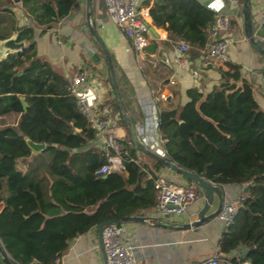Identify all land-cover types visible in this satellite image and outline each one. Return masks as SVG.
<instances>
[{
    "label": "trees",
    "instance_id": "16d2710c",
    "mask_svg": "<svg viewBox=\"0 0 264 264\" xmlns=\"http://www.w3.org/2000/svg\"><path fill=\"white\" fill-rule=\"evenodd\" d=\"M77 2L0 0V38L16 33V40L25 41L0 58V242L13 264H56L77 235L105 219L145 215L157 201L154 179L164 166L129 144L113 84L110 101L126 129L119 142L127 158L121 170L96 174L106 160V151L94 143L97 131L80 110L68 77L36 53V27L51 28ZM15 6L23 22L6 32L5 18ZM148 9L169 43L183 39L192 52L206 45L215 15L204 1L152 0ZM146 48L154 50V42ZM219 69L223 81L214 90L203 94L190 87L185 103L159 105L157 131L166 157L178 166L220 185L244 183L239 209L220 234L218 250L226 254L220 264H264V110L239 64L225 61ZM25 137L44 146L33 153ZM139 155L148 162L135 161Z\"/></svg>",
    "mask_w": 264,
    "mask_h": 264
},
{
    "label": "crops",
    "instance_id": "0c3cea01",
    "mask_svg": "<svg viewBox=\"0 0 264 264\" xmlns=\"http://www.w3.org/2000/svg\"><path fill=\"white\" fill-rule=\"evenodd\" d=\"M98 2L96 0V30L109 55L114 58V65H111L115 80L122 93L124 109L134 125H154V110L150 114L148 103H154L157 115L159 105L175 107L185 103L189 98L187 89L190 87L198 88L203 94L217 88L223 81L219 67L225 61L240 65L242 76L252 82L253 96L264 110V55L253 49L243 33L241 13L237 11L240 10L239 0L237 5H231L229 0H225L223 9L231 22L226 31L230 39L227 60L222 62L204 58L203 50L208 45V38L206 45L197 52L188 49L182 56L184 64L178 62V54L173 49L178 41L169 43L166 30L153 25L151 17L149 24L153 26L155 33L152 32L150 43L154 42L155 49L145 48L139 51L134 48L129 37L118 31L112 19L108 21L104 18ZM151 2L152 0H143L142 5L149 7ZM83 3L84 0H78L71 16L59 19L51 28L41 32V28L36 27V53L49 60L68 79L84 73L85 79L77 85L78 93L85 97L91 108H99L103 117L114 119L117 125L115 133L124 138L126 129L117 122V112L110 101L113 83L108 62L86 28ZM249 3L251 22L255 36L259 38L264 31V0H249ZM89 49L100 54L101 60L98 64L90 60L87 53ZM141 137L144 141V137ZM94 143L96 144V140ZM139 158L148 162L143 155H139ZM159 173L172 181L185 182L182 176L165 167ZM243 185L244 183L234 182L224 184L225 197L231 198L242 193ZM201 203L202 197L192 202L178 218L192 217ZM216 203L217 199L214 198L210 209ZM146 214L152 212L149 210ZM128 226L130 232L142 243L135 264H196L204 257L219 251L221 232L215 219L198 229L168 230L139 222H128ZM56 264H104L96 227L74 237L67 248L61 251ZM241 264L250 262L245 260Z\"/></svg>",
    "mask_w": 264,
    "mask_h": 264
},
{
    "label": "built area",
    "instance_id": "2783aa9c",
    "mask_svg": "<svg viewBox=\"0 0 264 264\" xmlns=\"http://www.w3.org/2000/svg\"><path fill=\"white\" fill-rule=\"evenodd\" d=\"M229 2L231 5H237V0H229ZM104 3L118 31L130 38L135 49L143 51L150 43L152 35L148 6L142 5L141 0H104ZM204 3L214 12L215 19L208 31L210 40L206 49L203 50V56L206 59L223 62L227 60V49L230 43L226 35L229 24L228 15L223 12L225 0H205ZM254 35H256L255 30ZM258 39L264 42V31ZM173 49L178 54V62L184 64L182 56L188 51L187 42L180 39ZM84 79L85 74L82 72L75 75L69 79V88L75 95L80 110L88 117L91 126L97 131L96 145L106 151V160L95 170V173L104 174L112 170H121L124 167L123 161L127 158V151L119 142L120 137L115 133L117 125L114 119L103 117L99 108H91L85 97L78 93L77 85ZM148 109L150 114H153L152 110H154V125H135L137 136L142 145L166 157L163 147L164 139L157 131L154 103H148ZM141 136L144 137V141L141 140ZM128 142L130 145L133 144L131 140ZM134 160L138 163L141 161L140 158ZM154 183L157 188V201L151 212L161 219L173 220L184 213L192 202L201 199V194L191 181H172L158 173ZM241 197V193L231 198L225 197L221 209L214 218L220 225V232L228 229L239 209ZM101 233L108 264L136 263L142 243L138 241L135 234L130 232L128 222L107 223L103 225ZM221 256L222 254L217 251L196 264H220Z\"/></svg>",
    "mask_w": 264,
    "mask_h": 264
},
{
    "label": "water",
    "instance_id": "95a60500",
    "mask_svg": "<svg viewBox=\"0 0 264 264\" xmlns=\"http://www.w3.org/2000/svg\"><path fill=\"white\" fill-rule=\"evenodd\" d=\"M18 1L19 0H14V2H18ZM239 3H240V13L242 17L243 33L246 39L249 41L250 45L253 47V49H255L256 51L264 55V42L260 41L254 35L253 23L251 22V16H250L249 0H239ZM78 4L76 3V5ZM95 8H96V0H84L83 9H84L85 25H86V28L90 36L98 44V46L101 49V52L104 54L105 59L108 62V67H109L110 75L112 77V83L114 86V92H115L118 104L122 111V118L128 127L130 140L132 141L134 147L138 151L156 159L165 168L169 169L170 171H173L176 174L182 176L183 178L190 180L196 186L197 190L199 191L202 197V203L200 207L195 211V213H193L192 217L190 216L182 217L181 216L173 220H166V219H161L153 214H145V215L132 214V215H124L120 217L109 218V219H105V220L98 222L95 226L96 231H97L98 244H99V248L101 251L102 258H103V262L104 264H108L106 262V253H105V249H104L103 242H102L101 232H102L103 225L110 223V222H139V223H144V224H147L153 227H160V228H164L168 230L198 229L215 218L216 214L219 212V210L221 209L224 203L225 190H224V185L211 182L207 178L203 176H199L191 170L184 169L178 166L174 161L169 160L167 157L160 155L156 151L140 143L139 137L137 136V133H136L135 125L129 113L124 109L122 98L119 93L118 85L115 80L114 69L111 65L109 52L106 46L104 45L103 40L101 39V37L99 36L96 30ZM68 16H71V13ZM150 28H151V31L155 33V30L152 25L150 26ZM24 45H25L24 40H20V41L16 40V33H11L10 35L6 37L0 38V58L5 57L8 52L21 49ZM87 53L89 55L90 60L93 63L98 64L100 62L101 57L97 51H93L89 49ZM19 98L22 103L23 109H26L27 102L25 101L24 97L20 96ZM180 125L181 127L185 129V131L188 134H190V131L185 121L181 120ZM74 132H75V129H74ZM25 140L33 153L38 152L44 146L43 142L33 141L29 137H25ZM214 198L217 199L216 206L213 209H210L214 203ZM0 255L5 264H12L10 261V256L5 250V248L3 247L1 242H0ZM222 255H226V254L222 253ZM35 262H36V259H33L31 261V264Z\"/></svg>",
    "mask_w": 264,
    "mask_h": 264
},
{
    "label": "rangeland",
    "instance_id": "374dc122",
    "mask_svg": "<svg viewBox=\"0 0 264 264\" xmlns=\"http://www.w3.org/2000/svg\"><path fill=\"white\" fill-rule=\"evenodd\" d=\"M98 1H99L98 2L99 3V9L103 12L104 18H106L108 21H111V17L107 13L104 0H98ZM23 18L24 17L22 16L19 7L15 6L14 7V14L12 16L11 15H7L6 18H5L6 19V27H5L4 31H6V32L9 31L11 24H17V25L21 24L23 22ZM230 23L231 22H229V25H230ZM1 31H3V30H1ZM184 180L185 181H190V180H188L186 178H184Z\"/></svg>",
    "mask_w": 264,
    "mask_h": 264
}]
</instances>
